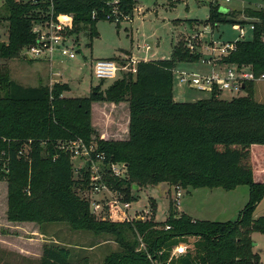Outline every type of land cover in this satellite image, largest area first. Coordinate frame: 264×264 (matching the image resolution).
<instances>
[{
	"label": "trees",
	"instance_id": "obj_1",
	"mask_svg": "<svg viewBox=\"0 0 264 264\" xmlns=\"http://www.w3.org/2000/svg\"><path fill=\"white\" fill-rule=\"evenodd\" d=\"M110 1L54 0V14L73 17L69 35L89 28L93 31L95 23L110 13ZM136 3L119 0L126 14L133 13ZM4 6L9 43L4 44L0 57L8 59L35 43L34 22L43 19L50 4L44 0H4ZM220 9L216 4L210 6L208 24H236L228 19L231 12L224 14ZM246 13L256 19L253 40L238 41L235 51L220 63L250 68L261 75L264 9H248ZM200 59V54H191L178 43L170 59L143 61L136 75L124 72V77L105 92L97 87L85 98H62L68 84L24 87L0 78L4 84L0 89L4 92L0 95V146L7 163L4 170V162H0V178L9 183V217L39 223L66 221L74 229L112 235L122 250L109 255L104 264H260L252 234H264V215L254 217L264 198V160L258 157L259 162L255 161L257 149L264 148V103L253 98L254 82L245 84L247 95L230 101L215 91L208 100L177 102L173 97L174 70ZM95 102L129 103V139L99 140L96 147L107 161L126 167L128 180L109 181L127 201H136L130 196L131 185L138 189L167 184L226 191L247 186L249 202L239 218L235 222L195 220L185 214L177 217L172 210L164 222L97 220L89 202L73 190L77 183L74 164L58 147L59 142L78 139L90 144ZM29 141L27 159L19 151ZM81 174L80 182L88 185V172L82 170ZM153 210L155 213L156 207ZM190 237L196 240L188 245V252L171 258L173 249L180 243L188 244ZM142 243L145 250H139ZM70 258L69 249L48 245L40 264H73ZM87 262L85 259L81 264Z\"/></svg>",
	"mask_w": 264,
	"mask_h": 264
},
{
	"label": "rangeland",
	"instance_id": "obj_2",
	"mask_svg": "<svg viewBox=\"0 0 264 264\" xmlns=\"http://www.w3.org/2000/svg\"><path fill=\"white\" fill-rule=\"evenodd\" d=\"M136 0V9L130 14L129 20L112 22L99 20L94 30L84 29L72 35L67 46L76 52V57L70 59L63 56L60 50L54 52L53 61L29 60L24 56V49L17 56L8 59L0 57V78H8L24 87L54 86L68 84L69 90L64 91L62 98L90 97L94 88L101 87L105 92L115 81L124 77L119 72L114 79H100L94 74V65L98 60L122 59V53L133 52L140 59L151 60L170 59L173 48L178 43L191 54H200L201 58L210 57L207 51L210 47L220 48L225 44H236L238 41L249 42L254 38V30L249 21L255 20L247 15L251 9H264V0H218L221 7L229 8L228 19L245 24V36L233 22H223L216 26L207 23L210 6L213 0ZM138 8L142 10L139 11ZM45 11V10H44ZM43 14H45V12ZM8 14L4 0H0V42L8 45ZM151 51L146 52L145 48ZM81 51V52H80ZM218 54V53H217ZM223 57L216 56L219 65ZM201 60V59H200ZM199 60V61H200ZM230 65H221L217 69L227 71ZM181 71L207 74L211 67L201 63L182 64ZM56 73H60L59 76ZM253 98L258 103H264V81L254 82ZM4 84L0 83V89ZM0 90V95H3ZM247 95L241 91H223L219 97L230 101L236 97ZM173 97L177 102L194 103L208 100L210 92H200L188 84H181L176 79L173 85ZM108 103V104H107ZM125 103V102H123ZM127 103V102H126ZM109 102H95L91 126L94 134L89 135V145L97 147V141H126L123 136L128 107L119 105L111 109ZM93 105V104H92ZM109 114V115H108ZM108 138V139H105ZM67 142V141H66ZM255 161L260 157L264 160V148L257 149ZM3 168L4 163H3ZM7 173L9 170L6 171ZM75 171L77 181L73 190L82 199H90L88 185L80 182L82 174ZM115 180H128L127 173ZM125 187L127 185H124ZM132 186V185H131ZM130 186V196L136 201L133 209L146 210L156 207V212L146 220L164 222L171 215L185 214L195 220L212 222H235L249 202V188L239 186L235 190L226 191L221 188H182V198L175 201V186L161 185L159 187H144L136 189ZM180 203V204H179ZM9 183L0 178V264H40L45 246H63L71 252V262L81 264L86 259L88 264H104L106 258L122 248L116 238L108 234H96L89 230L74 229L68 222L39 223L36 221H17L9 217ZM171 210V211H170ZM264 215V198L257 206L255 218ZM97 220L101 221L97 218ZM256 243L255 252L260 256V264H264V234L253 233ZM195 238H188L192 244ZM145 250V245L139 247Z\"/></svg>",
	"mask_w": 264,
	"mask_h": 264
},
{
	"label": "built area",
	"instance_id": "obj_3",
	"mask_svg": "<svg viewBox=\"0 0 264 264\" xmlns=\"http://www.w3.org/2000/svg\"><path fill=\"white\" fill-rule=\"evenodd\" d=\"M23 1V0H19ZM35 2L37 0H34ZM49 2V10L44 15L42 20L34 22L32 32L35 35L36 41L34 44L27 46L24 50L25 58L29 60H50L53 61L54 52L60 50L63 56L70 59L76 57V52L69 48L66 44L72 35L68 34V31L72 29L73 17L67 15H61L55 17L53 3L54 0H44ZM216 5L221 7L218 0H213ZM231 0H226L230 2ZM111 8L110 13L106 15V19L112 22H121L129 20L130 14H126L120 9L119 0H113L108 2ZM136 9V7H135ZM134 9V10H135ZM141 11V8H138ZM97 14L94 12L93 18L95 19ZM252 29L254 30V22ZM241 24H236L240 26ZM241 30V36H245L243 27H238ZM235 44H225L220 48L210 47L207 51L211 56L201 58L199 63L205 66L212 67L211 72L207 74H200L197 72H185L176 68L174 70V77L181 84H188L191 88H195L200 92L215 91L222 93L223 91H244L246 83L264 81V74L257 75L250 68H238L236 65H230L232 68L227 71L217 69L219 65L216 56L225 57L232 51H235ZM146 52L151 51L148 46L145 48ZM218 53V54H217ZM151 61L149 58L140 59L134 54L126 56L122 62L116 60H98L94 65V74L100 79H114L119 72L130 73L136 75L138 72V65L141 62ZM57 76L60 73H56ZM29 141L26 144V148L19 151V155L27 158V153L30 151ZM58 147L60 151L67 153L71 157V161L74 164V171L80 174L82 170H86L89 175L88 187L90 190V199L87 201L90 204V211L92 215L100 220L111 221L114 223H130L134 221L146 220L153 214V209L135 210L133 209V203L125 199V194L113 188L110 183V179L117 177H123L127 173L126 167L120 163H113L107 161L106 155L102 152H98L95 146H91L81 139L59 142ZM5 152L2 151L0 146V162H4V166H7L5 160ZM5 170V167H4ZM8 169H6L7 171ZM175 201L179 202L182 198V191L180 186H176ZM180 204V203H179ZM170 229V227H166ZM142 246L144 244L142 243ZM188 252V245L186 243H180L177 245L171 254L172 257H179L185 255Z\"/></svg>",
	"mask_w": 264,
	"mask_h": 264
},
{
	"label": "crops",
	"instance_id": "obj_4",
	"mask_svg": "<svg viewBox=\"0 0 264 264\" xmlns=\"http://www.w3.org/2000/svg\"><path fill=\"white\" fill-rule=\"evenodd\" d=\"M255 21H256V19L252 20V21H249V23H252V22H255ZM236 24H238V23H236ZM241 25H243V24H241ZM131 55H133V52H131V53L130 52L122 53V56H124V57H122V59H118L116 61L117 62H122L126 56H131ZM160 60H162V59H160ZM178 68L180 69V67H178ZM211 69H212V67H211ZM94 104L95 103H93L92 108H94L93 107ZM109 105H110L111 109H113V107L118 108V107H120L119 105H125V107H128V114H127V117H126V120H125V130H123V134L122 135H120L121 133L116 131V133L119 134V136H123L125 140H128L129 139V124H130V107H129V103L125 102V103H120L119 105H116L114 103H110ZM92 113H93V109H92ZM105 139H108V138L105 137ZM162 185H164V184H162Z\"/></svg>",
	"mask_w": 264,
	"mask_h": 264
},
{
	"label": "water",
	"instance_id": "obj_5",
	"mask_svg": "<svg viewBox=\"0 0 264 264\" xmlns=\"http://www.w3.org/2000/svg\"><path fill=\"white\" fill-rule=\"evenodd\" d=\"M220 12L224 13V14H229L231 11L229 8H226V7H221L220 9ZM4 47V43L3 42H0V51H2ZM81 52V51H80ZM138 189L137 186L135 187V190Z\"/></svg>",
	"mask_w": 264,
	"mask_h": 264
}]
</instances>
